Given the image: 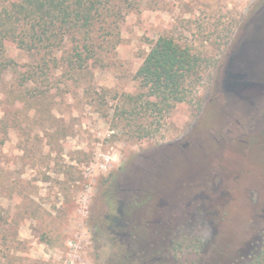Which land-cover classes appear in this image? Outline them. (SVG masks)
I'll list each match as a JSON object with an SVG mask.
<instances>
[{"label": "rangeland", "instance_id": "rangeland-1", "mask_svg": "<svg viewBox=\"0 0 264 264\" xmlns=\"http://www.w3.org/2000/svg\"><path fill=\"white\" fill-rule=\"evenodd\" d=\"M261 2L134 0L109 35L95 32L84 70L66 64L69 44L54 53L9 44L0 264H264V128L247 143H220L236 117L218 125L213 108L219 65ZM163 35L202 58L169 112L151 106L135 78ZM124 232L153 245L148 255L121 256Z\"/></svg>", "mask_w": 264, "mask_h": 264}, {"label": "trees", "instance_id": "trees-1", "mask_svg": "<svg viewBox=\"0 0 264 264\" xmlns=\"http://www.w3.org/2000/svg\"><path fill=\"white\" fill-rule=\"evenodd\" d=\"M133 3L134 0H0V76L16 65L6 55L9 44L48 53L69 44L71 53L65 59L66 64L71 69L84 70L93 61L95 32L101 31L99 35L103 38L109 35L108 29L117 27ZM201 64L202 58L188 46L163 35L152 42L135 78L147 89L149 97L156 98L149 104L158 112H169L177 102L186 99L188 84L196 79ZM36 67L43 72V63ZM38 70L22 74V84L34 81V71L38 73ZM148 134L145 131L139 137ZM111 220L120 226L122 216Z\"/></svg>", "mask_w": 264, "mask_h": 264}, {"label": "water", "instance_id": "water-1", "mask_svg": "<svg viewBox=\"0 0 264 264\" xmlns=\"http://www.w3.org/2000/svg\"><path fill=\"white\" fill-rule=\"evenodd\" d=\"M214 96L219 101L213 106L218 125L264 105V0L241 25L220 63Z\"/></svg>", "mask_w": 264, "mask_h": 264}, {"label": "flooded vegetation", "instance_id": "flooded-vegetation-1", "mask_svg": "<svg viewBox=\"0 0 264 264\" xmlns=\"http://www.w3.org/2000/svg\"><path fill=\"white\" fill-rule=\"evenodd\" d=\"M228 69H224V72H226ZM223 72V75L226 73ZM253 110L255 111L254 114L251 115V117H246L241 116L239 114L235 115L236 119L234 123H232V127L226 128L223 130V127L220 129L221 133H218L216 137H214L215 140L220 141H231V142H236V143H247L249 139L251 138V135H260L261 131L259 130L260 128H264V105L260 106H253ZM264 133V132H262ZM263 138V137H259ZM207 139L205 136L202 137V140ZM264 140V138H263ZM183 147H185V144H182ZM223 183V181H221ZM220 185V184H219ZM221 196L225 195L226 193L224 191L219 192ZM123 220V218H122ZM123 226V225H122ZM121 237L123 240V245L125 247V253L119 252V254L125 258L127 257H137L136 253L133 255H128L127 253L130 251H134L135 249L138 251H146L145 255H148V250L149 248L153 247V245H149V242H140L138 243L137 241L141 240L142 236L134 234L133 237L131 236L130 233L124 232L120 233ZM143 235V234H142ZM141 237V238H137ZM262 239V238H260ZM134 248V249H133ZM155 260L157 257H153Z\"/></svg>", "mask_w": 264, "mask_h": 264}, {"label": "built area", "instance_id": "built-area-1", "mask_svg": "<svg viewBox=\"0 0 264 264\" xmlns=\"http://www.w3.org/2000/svg\"><path fill=\"white\" fill-rule=\"evenodd\" d=\"M114 132V130H110L108 133H107V135H110L111 133H113Z\"/></svg>", "mask_w": 264, "mask_h": 264}]
</instances>
